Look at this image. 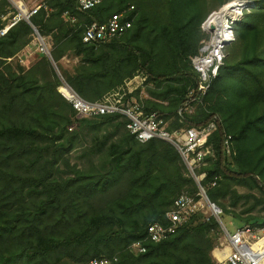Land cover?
<instances>
[{
    "label": "trees",
    "instance_id": "obj_1",
    "mask_svg": "<svg viewBox=\"0 0 264 264\" xmlns=\"http://www.w3.org/2000/svg\"><path fill=\"white\" fill-rule=\"evenodd\" d=\"M231 1L103 0L80 11L77 0H44L31 23L20 20L0 35V264H88L101 256H117L115 264H218L212 251L221 228L201 213L167 239L145 242V252L130 250L151 223L165 222L179 195L195 194L196 184L172 144L139 142L122 115L77 117L58 91L62 81L96 102L139 75L149 96L144 110L165 113L170 128L217 115L215 156L204 168L207 195L222 220L264 224L253 214L264 210V0H246L203 104L184 119L177 113L198 79L191 58L210 37L202 25ZM14 10L0 0V30ZM123 11L133 22L122 36L84 41L87 26ZM33 26L50 38L62 78L44 53L29 68L13 63L38 39ZM64 57L76 61L64 67ZM79 148L83 165L71 160Z\"/></svg>",
    "mask_w": 264,
    "mask_h": 264
},
{
    "label": "built area",
    "instance_id": "obj_2",
    "mask_svg": "<svg viewBox=\"0 0 264 264\" xmlns=\"http://www.w3.org/2000/svg\"><path fill=\"white\" fill-rule=\"evenodd\" d=\"M102 1L77 0V7L80 11H87ZM246 5V0H233L218 11V13H222V17L218 19L215 30H211L208 23L202 25L203 30L208 32L210 37L203 41L199 53L191 58L198 79L195 86L189 90L186 100L177 109L181 118L184 119L186 114H193L197 107L203 104L212 82L224 65L225 50L235 40L234 23L242 17V11ZM42 6L43 3H40L35 8L27 10L22 4L13 5L15 10L3 15V19H9V23L0 30V35H4L20 20L31 23V16L37 14ZM65 16L73 23L77 20L75 16L68 13H65ZM132 22L126 11L117 13L106 22H93L87 26L83 39L85 42L111 41L122 36L132 26ZM34 29L36 28L34 27ZM37 35L41 52L53 61L50 53V40L38 32ZM143 82L144 79L141 76H135L118 92L106 96L103 101L96 102L82 98L65 81H62L58 87L59 91L60 88L64 89L60 93L72 105L79 117L119 114L128 120L127 129L139 142L145 143L151 139H161L172 144L179 152L188 176L196 184L197 192L195 194L184 192L179 195L166 212L165 222L151 223L148 226L146 238L143 241L132 243L129 247L130 250L134 253L145 252V242L158 243L167 239L193 215L201 213L207 219L211 216L215 217L223 234V238H219L222 241L212 251L216 263L264 264V224L261 226L238 225L235 226L233 232L229 231L221 218L222 208L209 199L203 185L206 178L204 168L215 156L213 144L210 142V134L218 128L219 117L215 115L208 122L199 126L187 125L170 128L172 121L166 118L165 113L146 112L144 104L137 101L139 97L135 95L134 90L143 85ZM183 119H180V122ZM230 138L229 136L224 141L227 153L231 152ZM117 260V256H101L92 258L88 264H115Z\"/></svg>",
    "mask_w": 264,
    "mask_h": 264
},
{
    "label": "rangeland",
    "instance_id": "obj_3",
    "mask_svg": "<svg viewBox=\"0 0 264 264\" xmlns=\"http://www.w3.org/2000/svg\"><path fill=\"white\" fill-rule=\"evenodd\" d=\"M10 3L14 6L17 5H24L26 7V9L30 10L32 8H35L36 5L42 3L44 0H9ZM37 34V33H36ZM38 36V35H37ZM42 54L41 50H40V47H39V39H35L34 43L31 44L30 47L26 48L24 51L20 52L13 60V63H21L22 65H24L26 68H29L31 67L32 65H34L37 60L39 59L40 55ZM52 61V60H51ZM63 61V60H62ZM76 61V59H69V60H64L62 62L63 66L64 67H68L70 68L72 64H74V62ZM53 65H54V69L55 71L57 72L58 76L60 78L61 77V73L59 71V68L57 67V65L55 64V62H53ZM125 87V85L123 86ZM139 89H141L140 93H139V100H137L138 102H140L141 104H144L145 105V100L149 97L148 94L146 93L145 91V88H144V85H141L139 86L136 90H134V93L136 91H138ZM59 91V89H58ZM60 92V91H59ZM62 95V94H61ZM63 96V95H62ZM64 97V96H63ZM166 104V103H165ZM77 117H79L77 115ZM79 118H83V117H79ZM89 141V138L87 139ZM82 148L72 152V163H81L83 165V163L81 162V160L79 159V154L80 152H82ZM187 173V171H186ZM188 175V174H187ZM241 191H246L245 188H240ZM254 215L256 216H261L263 217L264 216V210L262 211H254L253 212ZM223 222L225 223V225L228 227L229 231L233 232L234 231V228L235 226H238V225H242V224H239L237 223L236 221L230 219L228 216H224L223 217ZM233 222V223H232ZM219 238H223V234L222 232L220 233L219 235ZM222 241L221 239L218 240V243ZM217 243V244H218ZM216 244V245H217Z\"/></svg>",
    "mask_w": 264,
    "mask_h": 264
},
{
    "label": "water",
    "instance_id": "obj_4",
    "mask_svg": "<svg viewBox=\"0 0 264 264\" xmlns=\"http://www.w3.org/2000/svg\"><path fill=\"white\" fill-rule=\"evenodd\" d=\"M215 13H218V11L213 12V13L208 17V19L205 21V23H208V24H209L211 30H215V29L217 28V25H218V21H217V20H216V21H211V18H212V16H213V14H215ZM35 30H36V29H35ZM36 32H37V30H36Z\"/></svg>",
    "mask_w": 264,
    "mask_h": 264
},
{
    "label": "bare ground",
    "instance_id": "obj_5",
    "mask_svg": "<svg viewBox=\"0 0 264 264\" xmlns=\"http://www.w3.org/2000/svg\"><path fill=\"white\" fill-rule=\"evenodd\" d=\"M222 17V13H215L213 14L212 18H211V21H218V19H220ZM60 91H64L63 88H60Z\"/></svg>",
    "mask_w": 264,
    "mask_h": 264
},
{
    "label": "crops",
    "instance_id": "obj_6",
    "mask_svg": "<svg viewBox=\"0 0 264 264\" xmlns=\"http://www.w3.org/2000/svg\"><path fill=\"white\" fill-rule=\"evenodd\" d=\"M48 39L50 40V38H48ZM49 42L51 43V40H50ZM33 43H34V42H33ZM30 46H31V45H29L28 47H30ZM28 47H26V48H28ZM26 48H25V49H26ZM25 49H24V50H25ZM24 50H23V51H24ZM64 60H66V61H67V60H69V58H67V57H64V58H63V61H64Z\"/></svg>",
    "mask_w": 264,
    "mask_h": 264
}]
</instances>
